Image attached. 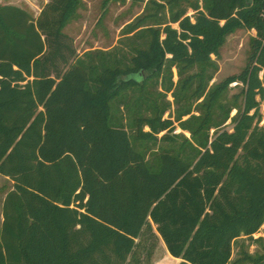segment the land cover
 <instances>
[{
  "label": "trees",
  "instance_id": "trees-1",
  "mask_svg": "<svg viewBox=\"0 0 264 264\" xmlns=\"http://www.w3.org/2000/svg\"><path fill=\"white\" fill-rule=\"evenodd\" d=\"M131 1L82 54V0L0 2V264H150L159 239L178 264H264L233 258L264 225V0ZM238 29L247 64L210 85Z\"/></svg>",
  "mask_w": 264,
  "mask_h": 264
},
{
  "label": "rangeland",
  "instance_id": "rangeland-1",
  "mask_svg": "<svg viewBox=\"0 0 264 264\" xmlns=\"http://www.w3.org/2000/svg\"><path fill=\"white\" fill-rule=\"evenodd\" d=\"M1 3L14 2L30 10L35 16L39 14L37 10L32 9L31 3L42 5L41 0H1ZM144 4L134 3L131 0L119 2L115 0H82V6L78 10V16L72 20L65 31L73 38L74 44L80 54L89 49H110L118 43L121 37V29L134 17L142 12ZM192 14V11L190 12ZM254 29H238L231 33L224 45L221 47L220 56L217 59L219 69L210 82L218 83L227 76L240 73L246 66L251 51V37L255 36ZM215 58V56L213 55ZM175 73L174 79L177 80ZM236 82L232 83L230 92L238 91L235 87ZM168 99L173 100L171 93ZM261 108L264 110V99L261 100ZM169 112L165 114L167 117ZM261 124L264 125V119ZM148 129V128H146ZM177 127L174 132H181ZM213 132V130H212ZM189 136V132H186ZM11 186V182L0 175V188ZM4 197V192L0 189V204ZM253 238L243 237L239 239L233 251V258L239 252L240 245L252 254H264V225L253 235ZM257 238H263L255 241ZM166 245L162 239H159L150 264H155L159 260H164ZM241 264H250L245 262Z\"/></svg>",
  "mask_w": 264,
  "mask_h": 264
},
{
  "label": "crops",
  "instance_id": "crops-1",
  "mask_svg": "<svg viewBox=\"0 0 264 264\" xmlns=\"http://www.w3.org/2000/svg\"><path fill=\"white\" fill-rule=\"evenodd\" d=\"M41 1L43 3L42 5L41 4L38 5V4H35V3H31L32 9L37 10L38 12H40L42 7L44 6L45 3L48 2V0H41ZM8 3L15 4L14 2H8ZM4 196H5V194H4ZM3 200H4V197H3L2 201H1V204H0V230H1V225H2V221H3V215H2ZM164 256H165L164 260L161 259V260L157 261L155 264H178L181 261V258L171 255L169 253L167 247H166V252L164 253Z\"/></svg>",
  "mask_w": 264,
  "mask_h": 264
}]
</instances>
